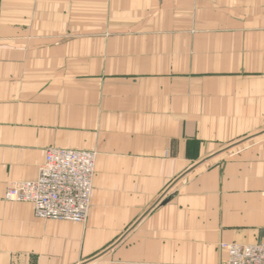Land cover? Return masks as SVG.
I'll list each match as a JSON object with an SVG mask.
<instances>
[{
	"label": "crops",
	"instance_id": "crops-1",
	"mask_svg": "<svg viewBox=\"0 0 264 264\" xmlns=\"http://www.w3.org/2000/svg\"><path fill=\"white\" fill-rule=\"evenodd\" d=\"M96 151L85 222L5 199ZM264 243V0H0V264H223Z\"/></svg>",
	"mask_w": 264,
	"mask_h": 264
},
{
	"label": "built area",
	"instance_id": "built-area-1",
	"mask_svg": "<svg viewBox=\"0 0 264 264\" xmlns=\"http://www.w3.org/2000/svg\"><path fill=\"white\" fill-rule=\"evenodd\" d=\"M33 180L8 184L4 197L13 202H30L42 219L86 220L90 206L96 152L48 146ZM223 264H264V243H222ZM235 247L237 249H235Z\"/></svg>",
	"mask_w": 264,
	"mask_h": 264
},
{
	"label": "bare ground",
	"instance_id": "bare-ground-1",
	"mask_svg": "<svg viewBox=\"0 0 264 264\" xmlns=\"http://www.w3.org/2000/svg\"><path fill=\"white\" fill-rule=\"evenodd\" d=\"M94 170H95V166H94ZM37 172H38V170H37ZM36 177H37V175H36ZM27 203H30V202H27ZM31 204V203H30ZM32 205V204H31ZM33 206V205H32ZM33 210H34V208H33ZM39 218V217H38ZM42 219V218H41ZM48 220V219H47ZM51 220H55V219H51ZM64 221H70V220H64ZM86 221V220H85ZM85 221H83V222H85ZM71 222H76V221H71ZM223 243H225V242H223ZM226 244H228V243H226ZM233 244H235V243H233ZM239 245H241V244H239ZM244 245H248V244H244ZM235 249H237L236 247H235Z\"/></svg>",
	"mask_w": 264,
	"mask_h": 264
},
{
	"label": "rangeland",
	"instance_id": "rangeland-1",
	"mask_svg": "<svg viewBox=\"0 0 264 264\" xmlns=\"http://www.w3.org/2000/svg\"><path fill=\"white\" fill-rule=\"evenodd\" d=\"M96 152V151H95ZM254 244V243H253Z\"/></svg>",
	"mask_w": 264,
	"mask_h": 264
}]
</instances>
